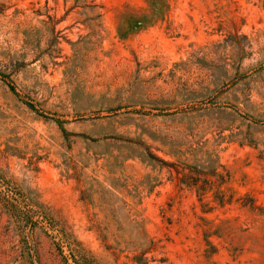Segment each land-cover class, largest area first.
<instances>
[{
	"label": "rangeland",
	"instance_id": "1",
	"mask_svg": "<svg viewBox=\"0 0 264 264\" xmlns=\"http://www.w3.org/2000/svg\"><path fill=\"white\" fill-rule=\"evenodd\" d=\"M162 2L0 0V264H264V0Z\"/></svg>",
	"mask_w": 264,
	"mask_h": 264
},
{
	"label": "trees",
	"instance_id": "2",
	"mask_svg": "<svg viewBox=\"0 0 264 264\" xmlns=\"http://www.w3.org/2000/svg\"><path fill=\"white\" fill-rule=\"evenodd\" d=\"M149 2L151 3L152 7H154L152 14L154 16H159L161 14V8L163 6L162 0H149ZM146 24H148V20L146 18H141L139 20H136L134 22L133 26H129L128 31L139 29ZM2 77H4V76H2ZM28 105H29V107H32L31 104H28ZM194 173L195 174H188V175L186 173L182 174L185 176H183V178H181L182 179L181 181H184L185 183L190 184V185H197L198 188L202 189V186L197 183V181L200 178V176H199L200 172L195 171ZM214 175L216 176V179L218 180V184H221V183L225 182V180H227L221 174L214 173ZM202 181H203V184L208 182L206 179L205 180L202 179ZM214 197L217 200V202L221 203V204L224 203L225 201H227V202L230 201L232 198V196H230V195H228V198H225L223 193L215 194ZM252 207H254V206H252ZM71 255H72V259L75 262V264H84L83 258H81V257L76 258L75 254H73V253H71Z\"/></svg>",
	"mask_w": 264,
	"mask_h": 264
}]
</instances>
